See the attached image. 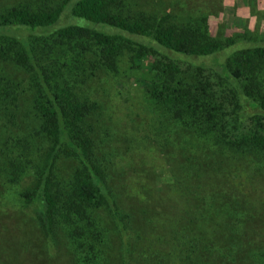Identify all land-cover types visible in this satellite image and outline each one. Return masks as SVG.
<instances>
[{
    "label": "rangeland",
    "instance_id": "1",
    "mask_svg": "<svg viewBox=\"0 0 264 264\" xmlns=\"http://www.w3.org/2000/svg\"><path fill=\"white\" fill-rule=\"evenodd\" d=\"M75 1L69 0L61 18L54 25L34 29L6 26L0 29V34L6 33L5 35L14 37L22 47L28 48L29 56L40 68H55L67 85L72 88L78 86L84 93L90 91L94 94L93 98L102 107V112L96 113L101 120V130L95 132L94 140L107 146L100 156L106 162L104 154L108 155L110 152L120 159L119 155L122 153V163L115 173H109L117 192L113 197L123 211L126 207L136 212V220L143 225H122L119 228L111 224V214L107 215L104 210L97 213L100 231L95 230L94 233L101 235L92 248L88 245L80 247L78 241L81 239L72 236L76 231L73 227L65 230L59 227L55 234L48 236L43 232L40 222L44 213L40 189L39 192L35 190L31 200L24 196L37 187L32 178L33 170H26L23 176H19L9 172L8 163L0 164V264H253L246 250H249L250 244L264 243L262 158L255 154H239V160L244 164H239L236 170L228 162L219 167L221 159L216 157L215 163L207 164L208 150L205 153V148L208 143L204 140L196 142L187 134L181 135L184 131L174 129L176 126L169 122V126L165 128L170 127L172 130L170 140H173L172 136L179 130L181 138L187 141L184 143L187 150L180 148L181 144H178L177 147L169 148L165 156L159 151L158 146L162 142L155 134L160 122L156 120L157 112L152 110L146 85L156 74V65L162 63L158 58L162 55L183 66L212 67L223 63L237 49L263 46L264 0H245L250 15L248 18H251L249 20L253 26L248 29L245 21L243 29L236 27L231 30L225 24L228 20L223 16L220 19V15L225 12V5L238 6L240 0H122L125 12L167 13L170 15V22L179 25L190 16L202 14L201 16L206 17L210 37L218 40L235 39V44L205 56H188L153 44L154 51L159 53L158 57L156 53H152L138 65L131 64L133 44H130L120 51L115 71L97 72L88 82L82 76L81 69L80 72L77 70L79 58L75 51L87 44L80 42L76 49L70 45L44 46V42L40 41L56 28L71 23L113 33L110 29L70 15ZM29 2L38 5L43 0ZM212 17L219 19L216 36H211L209 32ZM224 31H229L231 35H225ZM122 36L133 39V42L152 44L139 36H133L132 39L125 34ZM33 40L38 42H32ZM60 57L64 66L58 63ZM5 67L6 71L0 68V88L4 87L2 77L10 83L12 80L11 84L18 91V108L11 100L16 92L10 88V93L4 92L5 105L0 106V118L7 121L19 119L30 131L34 124V114L32 92L26 90L30 86L28 76L23 69L13 68V64L7 63ZM17 112L19 114L16 116ZM243 112L246 118L258 113V110L248 106L243 108ZM1 126L0 123V132ZM198 142L200 143L197 144ZM5 152L11 151L8 149L1 153L0 163L8 162L9 154ZM188 155H191L190 160L187 159L190 168L187 167L188 172L184 175L185 170L181 165ZM170 156L175 159L174 162L167 158ZM200 156L204 165L197 161ZM74 166L75 161H68L61 167L64 173H70ZM235 177L240 178L239 181L243 183L234 188L228 186L226 178L231 180ZM124 179L129 185L126 195L120 191ZM185 185L186 191L183 190ZM240 185H246L245 194L239 192L237 187ZM184 193L188 195L182 200L181 195H185ZM197 193L205 196L198 211L193 209ZM160 197L164 199L160 200ZM214 198L218 200L214 208L208 210L207 204ZM167 199H175L172 209L160 207ZM227 202L230 203V210L236 213L234 218L226 213L224 204ZM140 210L145 214L138 217ZM104 213L106 217L101 218ZM243 219H249L253 223L242 225ZM146 222H150V225H144ZM82 233L85 231L81 235ZM177 238L182 240L178 249L172 243L173 240L177 242ZM156 255L161 261L156 262Z\"/></svg>",
    "mask_w": 264,
    "mask_h": 264
},
{
    "label": "trees",
    "instance_id": "2",
    "mask_svg": "<svg viewBox=\"0 0 264 264\" xmlns=\"http://www.w3.org/2000/svg\"><path fill=\"white\" fill-rule=\"evenodd\" d=\"M33 3L29 0H1L0 29L6 26L34 29L54 25L61 18L69 0H43L38 5ZM123 7L122 0H76L70 15L110 29L113 33L71 23L56 28L40 41L44 42V46L70 45L76 49L80 42L87 44L75 50L79 58L77 70L81 69L87 82L97 72L115 71L120 51L130 44H133L130 59L134 65L156 53L153 44L188 56L210 55L235 44V39L218 40L210 37L206 17L202 14L190 16L179 25L171 23L167 13L125 12ZM5 34H0V68L6 71L5 65L10 63L13 68L26 72L31 86L26 90L32 92L34 124L29 131L19 119L7 121L0 118V155L5 150L11 151L5 152L9 154L8 162L0 164L8 163L9 172L19 176H23L26 170H33L32 178L37 187L24 196L31 200L35 190L39 192L40 189L44 205V213L40 218L43 232L51 236L59 227L64 230L73 227L76 231L72 236L81 239L78 241L80 247L88 245L92 248L101 235L94 233L95 230L100 231L96 217L101 211L111 214V224L119 228L122 225H143L136 220V212L126 207L123 211L113 197L117 192L109 173H115L122 163V153L120 159L110 152L104 154L106 162L100 156L107 146L94 140L95 132L101 130V120L96 113L102 112L98 100L93 98L94 94L90 91L84 93L78 86L72 88L67 85L55 68L37 66L29 56L28 48ZM124 34L129 38L139 36L148 39L152 44L133 42L132 38L130 40L122 36ZM162 56L158 57L162 63L156 65V74L146 85L152 110L157 112L156 120L160 122L155 134L162 142L158 146L159 151L166 156L168 149L178 144L187 150L184 144L187 141L181 138V135L187 134L196 142L204 140L208 143L205 148V153L208 150L207 164L215 163L216 157L221 159L219 167L228 162L236 170L239 164H244L238 155L248 153L260 156L264 165V45L237 49L223 63L212 67L183 66ZM62 60L58 58V63L64 66ZM1 80L4 81V87L0 88V106L5 105L4 92L10 93V88H13L16 93H13L11 100L18 108L16 86L13 87L11 79V83L4 77ZM248 106L258 110V113L245 118L243 108ZM167 122L174 124V129L184 132L181 131L179 135L180 131H176L173 140H170L172 130L170 127L165 128L169 126ZM190 156L185 157L181 165L185 170L184 175L190 168L187 161ZM167 158L172 162L175 160L171 156ZM68 161H75V166L70 173H64L61 166ZM197 161L202 163L201 156ZM239 179L226 178L228 186L233 188L243 183ZM123 181L120 191L126 195L129 185L127 180ZM209 184L213 185L212 182ZM237 188L242 194L247 189L246 185ZM183 190H187L186 185ZM184 194L181 195L182 200L188 195ZM202 198L205 196L197 193L194 210L201 209ZM217 200L211 199L212 202L207 204L208 210L214 208ZM174 202L175 199H167L160 207L172 209ZM224 208L234 218L236 213L230 210L229 202L224 204ZM106 214H102L101 218L106 217ZM144 214L140 210L138 217ZM242 222V225L253 223L249 219H243ZM144 225H150V222ZM83 231L85 233L81 235ZM172 243L178 249L182 240L177 238V242L173 240ZM263 246L264 243H254L246 250L253 264H264ZM159 261L161 259L156 255V262Z\"/></svg>",
    "mask_w": 264,
    "mask_h": 264
},
{
    "label": "crops",
    "instance_id": "3",
    "mask_svg": "<svg viewBox=\"0 0 264 264\" xmlns=\"http://www.w3.org/2000/svg\"><path fill=\"white\" fill-rule=\"evenodd\" d=\"M238 6H234V5H231V4H227L225 5V9L223 13H221V17L220 19L222 18H226L227 22H225L226 24V27H228V29L230 28V30L233 28H236V27H240L243 29V22H247L248 25V29L252 28L253 24L252 22L249 20L251 19L250 17L248 18L249 15V12H248V8L246 7V2L245 0H240L238 2ZM214 17V16H213ZM210 19V27H209V32H210V35L211 36H216L217 35V30H218V25H219V19L216 17V18H213ZM213 19H216L217 21H213ZM229 31H224V34L225 35H228L230 36L231 34L228 33Z\"/></svg>",
    "mask_w": 264,
    "mask_h": 264
}]
</instances>
